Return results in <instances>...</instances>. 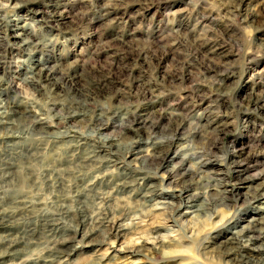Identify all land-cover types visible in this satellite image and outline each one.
<instances>
[{"label": "rangeland", "instance_id": "374dc122", "mask_svg": "<svg viewBox=\"0 0 264 264\" xmlns=\"http://www.w3.org/2000/svg\"><path fill=\"white\" fill-rule=\"evenodd\" d=\"M237 3L238 0H0V63L12 76L11 89L15 87L18 98L32 106L35 117L49 130L36 132V127L30 126L31 115L12 119L15 123L10 126H0V135L14 136L0 140V209H9L14 195L26 194L24 198L33 202L14 219L15 229L23 232L32 228L35 234V238L25 239L18 246L19 257L4 258L5 264H21L22 259L41 256L68 237L82 207L86 212L85 230L104 214L114 216L115 224L133 229L118 236L113 231L108 234V226L96 230L89 238L102 242L97 246L85 243L87 238L75 233V248L62 256H51L47 264H91L94 259V264H231L223 253L226 239L248 225L251 218L264 214V197L257 195L264 191V107L258 109L247 103L252 93L259 94V104L264 106V0H242L241 6ZM17 33L23 35L14 37ZM24 37L29 38V45L40 43V48L36 51L31 47L17 54L14 48L22 47ZM9 47L14 50L10 54ZM46 60L57 69L55 77L66 73L68 78H63L61 85L43 79L39 88H30L24 80L31 76L30 68L41 67L36 62ZM103 77L110 79L111 85L94 88V80ZM132 79H136L135 83ZM147 85L154 88L151 101L141 94ZM2 86L0 100L5 94L11 101L14 92ZM197 88L202 90L198 91L203 96L200 100L198 95L195 97ZM71 89H78L85 99L90 97L85 100L84 115L76 114L68 121L71 110H76L68 107L80 102ZM86 89L93 91L89 95ZM116 91L119 93L114 97ZM156 101L159 109L153 106ZM176 103L180 107L174 111ZM170 111L180 115L167 114ZM133 115L145 120L139 129L143 138L149 135L152 141H164L172 137L165 161L153 157L142 163L144 150L125 153L123 146L133 138L131 128L137 125ZM179 118L185 121L180 123ZM55 132H59V138ZM76 135L86 136V146L72 150ZM103 136H115L119 150H115L116 155L122 159L98 163L99 171L104 173L101 177L96 161L82 160L80 155L94 154L97 144V151L104 154L105 148L101 150L99 146ZM175 153L178 156L172 159ZM251 154L257 157L248 162ZM200 161L204 165L194 173ZM234 161L241 163L237 170L231 168ZM122 162L153 176L152 181L158 184L155 193L141 199L128 187L116 192V172ZM175 162L192 172V176L185 177L192 189L181 193V197L177 196L181 184L173 178L171 167ZM128 171L125 169L130 174ZM3 175L8 179H1ZM160 175L166 178L162 189ZM220 182L233 191L234 196L226 199L227 206L218 204ZM91 190L98 193V199ZM194 192L206 196L212 204L216 202L208 210L210 215L181 204L180 198ZM253 194L258 200H253ZM215 206L218 214L212 212ZM46 220L52 225L43 226ZM154 227H159L158 231L147 232ZM16 239L20 240V235ZM176 239L189 249L181 259L158 249L161 241L168 244ZM141 244L142 251L129 252ZM254 244L264 247V240ZM252 252L263 255L260 250Z\"/></svg>", "mask_w": 264, "mask_h": 264}, {"label": "bare ground", "instance_id": "6f19581e", "mask_svg": "<svg viewBox=\"0 0 264 264\" xmlns=\"http://www.w3.org/2000/svg\"><path fill=\"white\" fill-rule=\"evenodd\" d=\"M233 1V0H232ZM236 2V1H235ZM238 3H239V5L241 6V3H242V0H238ZM237 3V4H238ZM247 4V3H246ZM245 4V5H246ZM238 5V6H239ZM226 7V6H225ZM232 8H233V6H232ZM235 10H237V8L235 9ZM249 14V13H248ZM107 16V15H106ZM247 18L248 19H250L251 18V15H247ZM21 28V30H24L25 31V27H21V26H16V28ZM21 35H23L22 33H17V34H15L14 35V37H20ZM39 44L40 43H35V44H33V45H29V38L28 37H24L23 39H22V43H21V46L22 47H18V49L16 48H14V50H15V52L18 54V52L19 51H21V52H23L24 50H27V49H29V48H31V47H34L35 49H36V51H37V49H39L40 48V46H41V44H40V46H39ZM23 46H24V48H23ZM211 48H213V47H211ZM4 49H5V47H4ZM8 49V48H7ZM9 49L11 50L12 48L11 47H9ZM218 49V48H217ZM10 50H7V52L10 54V53H12V51H14L13 49L10 51ZM213 50V49H212ZM4 51V50H3ZM214 51V50H213ZM5 53V52H4ZM139 54V53H138ZM140 55V54H139ZM138 55V56H139ZM140 57V56H139ZM49 61H47L46 60V62L44 63V62H40V61H37L36 63H39L40 64V66L41 67H39V68H37V66L35 65V68H37V69H35L34 70V67H32V68H30L31 70H29L30 71V73H31V76H27L24 80H25V82L26 83H28L29 84V86H30V88H33V89H36L37 87L39 88V86H40V81L42 82V80L44 79V80H53V81H55V85H61V82H62V79L64 78H68V75H66V73H64L66 76H63L64 74H61L60 72V76L59 77H55V74L57 73V69L54 67V66H52V65H49V63H48ZM57 67V66H56ZM118 68H120V67H117V70L116 71H118V72H120L121 71V68L120 69H118ZM116 71H114V73L116 72ZM122 71H123V68H122ZM129 74H130V71L128 72ZM119 74V73H118ZM120 75V74H119ZM131 75V74H130ZM57 76V75H56ZM70 76V75H69ZM129 76V75H128ZM59 78H60V80H59ZM136 80V79H135ZM135 80H133L132 79V82H134ZM132 82H131V84L130 85H132ZM40 83V84H39ZM94 83H95V85L93 86L94 88H96V89H103V88H107V87H109L110 85H111V81H110V79H108V78H105V77H103V78H99V79H96V80H94ZM135 83V82H134ZM133 83V84H134ZM13 83H12V76L9 74V71H7V69L5 68V66H3L1 63H0V86L1 85H3L2 87H4V89H7V88H9V89H11L12 88V85ZM64 84H65V80H64ZM129 85V86H130ZM133 86V85H132ZM130 88H131V86H130ZM12 90V92H14L13 94V98L11 99V101H8L7 100V98H6V95L4 96H2V100L3 101H1L0 100V103H1V107H0V126H10V125H12V124H14L13 123V121H12V119H15V118H21V117H28V115L30 116H32V118H29L30 120H31V127H33V129H34V127H36V132L38 131V130H41V132L43 131V132H49V130L47 129L48 128V126L45 124V123H43L40 119H37L36 117H35V113L34 112H32V106L31 105H29L28 104V102L27 101H25V100H23L22 98L20 99V98H18V93L16 92L17 90H15V87H13V89H11ZM87 90V89H86ZM86 90H84V92L86 91ZM142 90V91H141ZM140 91H141V94H142V96L143 97H147V99L149 100V101H151V98H154L155 97V95H154V88H152V86L150 87V86H146V87H144V88H142ZM70 91H72V93L74 94V96L75 97H77L75 100H80V102L79 103H77V104H75V105H71V106H69L68 108H70V107H72V109H73V107H74V109H76L75 111H73V110H71V112H73V113H71V114H69L68 116H67V120L69 121V120H71L72 119V117L74 116V115H76V114H80V113H82V111H84V109H85V107L87 106V104H86V101L85 100H87L90 96V93L89 92H91V91H93V90H87V92L89 93V97L88 98H86L85 99V97L86 96H83L82 97V94L81 93H79L80 91L78 90V89H71ZM198 91L199 92H201L202 90H200V88H197V90H196V96L195 97H197V95L198 94H200V93H198ZM204 91V90H203ZM19 92V91H18ZM81 92H82V90H81ZM5 93V92H4ZM92 93V92H91ZM117 93H119L118 91H116L115 93H114V97H115V95L117 94ZM262 94V93H261ZM8 95V94H7ZM137 95H139V94H137ZM203 97V96H202ZM202 97L200 96V95H198V100H200V99H202ZM92 98V97H91ZM260 98H261V95H255V94H251L250 95V97L248 98V100H247V103H248V105L249 106H254V107H257L258 109L259 108H261V107H264V106H262L261 104H259V101H260ZM147 100V101H148ZM154 101V100H153ZM194 101H196V100H194ZM88 103V102H87ZM156 103V104H155ZM193 104V103H192ZM156 105V107H158V109L160 108V103H158L157 101L156 102H153V106H155ZM162 105V104H161ZM89 106V105H88ZM178 106V108L180 107L177 103L176 104H174V108H175V110L174 111H176V107ZM193 105H191V107H192ZM195 106V105H194ZM78 107L80 108V110H78ZM82 108H83V110H82ZM174 108H172V109H174ZM197 108H199V106L197 107ZM196 109V108H195ZM78 110V111H77ZM161 110H163L162 108H161ZM180 110V109H179ZM179 110H177V111H179ZM32 113H34V115L32 114ZM128 113V112H127ZM163 113V112H162ZM83 114V113H82ZM165 114V113H164ZM167 114H171V115H173V116H175V115H180L179 114V112H173V111H170V112H168ZM84 115V114H83ZM100 113L99 114H97V120H98V118L100 117ZM104 115V114H103ZM30 116V117H31ZM80 116V115H79ZM140 115H133V120L135 121V124H137V125H134L132 128H131V130L134 132V136H133V138H131L130 139V141L128 142V143H126V145L125 146H123L125 149H123L124 151H125V153L126 152H130V151H132L133 149H136L135 151L136 152H140L141 150H144V152H145V156L143 157H141V162L143 163V162H146V163H148L149 161H151V159L153 158V157H157V159L160 157V161L162 160H166L167 158H168V156H169V154H170V144H171V142H172V137L170 136V138H168V137H166V139L163 141V140H159V141H152L151 140V136H147V138H143V135H142V133H141V131L139 130L143 125H144V121L145 120H143V119H137L138 117H139ZM110 117V116H109ZM131 117V116H130ZM176 117V116H175ZM179 117V116H178ZM181 117V116H180ZM108 118V117H107ZM174 118V117H173ZM203 119H206L205 117H202ZM101 119V118H100ZM99 119V120H100ZM103 119V118H102ZM175 119V118H174ZM180 119V118H179ZM178 119V121H180V123H182L181 122V120L183 119V118H181L180 120ZM20 120V119H19ZM130 120H131V118H130ZM176 121H177V119H175ZM184 121H185V119H183ZM206 120H208V119H206ZM67 121V122H68ZM209 121V120H208ZM173 122V121H172ZM207 122V121H206ZM100 123V122H99ZM98 123V124H99ZM107 123V122H106ZM106 123H104V124H106ZM176 123V122H175ZM174 123V124H175ZM207 123H211V121H209V122H207ZM224 122H222V124H223ZM101 124H102V122H101ZM101 124H99V126H101ZM222 124H220L219 126L221 127V125ZM225 125V124H224ZM16 126V125H15ZM175 126V129L177 128V126L176 125H174ZM179 126H180V124H179ZM14 127V126H13ZM30 127V128H31ZM3 128V127H2ZM7 128V127H6ZM101 128V127H100ZM152 128V127H151ZM216 128V127H215ZM13 130H14V128H12ZM172 129V128H171ZM7 130H8V128H7ZM10 130V129H9ZM221 130V129H220ZM173 131V130H172ZM171 130L169 131L170 133L172 132ZM1 132V131H0ZM14 132V131H13ZM36 132H33V133H36ZM40 132V133H41ZM174 132V131H173ZM172 132V133H173ZM7 133V132H6ZM40 133H38V134H40ZM50 133H52V132H50ZM2 134H4V133H2ZM43 134V133H42ZM54 134H56V136L58 135L59 136V132H55ZM78 134H80V133H78ZM101 134V133H100ZM48 135H50L49 133H48ZM63 135H65V133L63 134ZM63 135H62V137H63ZM67 135V134H66ZM170 135V134H169ZM168 135V136H169ZM13 135H12V133L11 134H7V135H4V136H2V135H0V140L1 139H3L4 137H9V138H11ZM18 136V135H17ZM50 136H52V135H50ZM57 136V137H58ZM60 136H61V134H60ZM93 136V135H92ZM14 137V136H13ZM53 137H55V136H53ZM72 137H74V136H72ZM76 138H72L73 139V142H72V139H71V147H72V150H73V148H76V150H77V148H78V150H79V148L84 144V142L86 141L85 140V137L83 138L81 135L80 136H78V135H76L75 136ZM15 138H16V136H15ZM59 138V137H58ZM58 138H56V139H58ZM66 138V137H65ZM101 138V141L100 142H102V145H99V146H101V150H103L104 148H105V153L103 154V152H101V153H99V151H97L98 150V148H96V147H98V144L97 145H95V147L93 146V144L91 145V143H90V145L91 146H93L94 147V149L92 150V151H95V153L93 154V152L92 153H88V152H84V154L83 155H80L81 156V159L82 160H91V161H93V162H95V164H96V166H97V169H98V163H100V165L101 164H103V163H105V162H108V161H110V162H112V163H117L119 160V158H121L122 159V157H120V156H117L116 155V152L117 151H119L118 150V140L115 138V136H103V137H100ZM40 139V138H39ZM5 140V139H4ZM8 140V139H7ZM10 140H12V139H10ZM37 140H38V138H37ZM42 140V139H41ZM2 141V140H1ZM13 141V140H12ZM40 141V140H39ZM88 141V140H87ZM91 142V141H90ZM96 142V141H95ZM5 143H7V142H5ZM12 143V142H11ZM16 143V142H15ZM37 143V142H36ZM35 143V144H36ZM39 143H41L42 144V141L41 142H39ZM93 143V142H92ZM106 143V144H105ZM13 145H14V143H12ZM16 144H18V143H16ZM105 144V145H104ZM9 145V144H8ZM19 145V144H18ZM43 145V144H42ZM53 145H54V143H53ZM85 145V144H84ZM87 145H88V143H87ZM142 145H144V147H142ZM7 146V145H6ZM11 146V145H10ZM39 146V145H38ZM37 146V147H38ZM86 146V145H85ZM85 146L83 147L84 148V150H85ZM105 146V147H104ZM106 146H108V147H106ZM14 147H16V146H14ZM43 147V146H42ZM44 147H45V145H44ZM56 147V146H55ZM120 147V146H119ZM9 148V147H8ZM90 148H92V147H90ZM122 148V147H121ZM14 149V148H13ZM16 149V148H15ZM36 149V148H35ZM43 149V148H42ZM52 149V148H51ZM71 149V148H70ZM117 149V151H115ZM120 149V148H119ZM81 150V149H80ZM89 150V149H88ZM120 150H122V149H120ZM31 151V150H30ZM69 151V150H68ZM71 151V150H70ZM87 151V150H86ZM91 151V150H90ZM123 151V152H124ZM76 151H74V153H75ZM2 153V152H1ZM88 153V154H87ZM141 153V152H140ZM68 154V153H67ZM69 154H70V152H69ZM72 154H73V152H72ZM75 154H77V153H75ZM131 154V153H130ZM127 155V154H126ZM75 156V155H74ZM79 156V155H78ZM79 156V157H80ZM176 156H178V154H174L173 156H171V158L172 159H174ZM257 156L255 155V154H251V156H250V158L248 159V162L249 161H251V160H253V159H255ZM68 158H70V157H68ZM118 158V159H117ZM171 158H170V160H171ZM74 159V158H73ZM76 159H77V157H76ZM118 161H117V160ZM155 159V158H154ZM156 159V160H157ZM77 160H79V159H77ZM95 160V161H94ZM148 160V161H147ZM90 161V162H91ZM72 162V161H71ZM87 162V161H86ZM120 162V161H119ZM67 163V162H66ZM69 163H70V161H69ZM88 163V162H87ZM123 164H121L120 165V171L119 172H116V176L119 178V181H117V183L116 184H114V185H116L115 187H116V189H115V191L117 192V191H123L126 187H128V189L130 190V193L132 192L133 193V195L135 194V195H138V197H140L141 199L143 198H147V197H149L150 195H152V194H154L155 193V191H156V189H157V186L156 185H158V184H155V182L154 181H152V177L153 176H148V175H144V173H143V171H141V170H133V169H131L130 167L128 168V167H126L128 164H124V162H122ZM9 164V163H8ZM82 164V163H81ZM106 164V163H105ZM90 165V164H89ZM91 165H93L92 163H91ZM145 165V164H144ZM154 165V164H153ZM180 165V166H179ZM182 164H180V162H178V163H174L171 167H172V172H173V178H175V180L177 181L178 180V182H180V184H181V186H180V188L179 189H177V191L180 193V195L178 194L177 196L178 197H181V193H186V192H188V190H190V189H192V185H191V183L189 182H187L188 180H186L185 179V177H187V176H192L191 174H192V172H190V170H188V169H186V168H184L183 166H181ZM202 165H204V163L202 162V161H200V163L197 165V167L194 169V173L195 172H197V171H199V170H201V166ZM206 165V164H205ZM232 167L231 168H233V170H237L236 168L237 167H239L240 165H241V163L240 162H233L232 164ZM85 167H87L86 165H84ZM96 166H93V167H96ZM107 166V165H106ZM117 166V165H116ZM115 166V167H116ZM129 166V165H128ZM5 167V166H4ZM8 167H11V165L9 164L8 165ZM108 167V166H107ZM117 167H119V166H117ZM116 167V168H117ZM6 168H7V166H6ZM5 168V169H6ZM12 168V167H11ZM102 168H104V167H102ZM115 168V169H116ZM51 169V168H50ZM115 169H113V170H115ZM125 169H127V170H129V171H131L130 172V174H127V172H125ZM14 170V174L16 175V173H15V169H13ZM28 170V169H27ZM54 170H56V168L54 169ZM232 170V169H231ZM12 171V170H11ZM96 171V170H95ZM98 171H99V169H98ZM106 171H108V170H106ZM128 171V172H129ZM133 171V172H132ZM31 172V171H30ZM49 172V171H48ZM100 172V171H99ZM111 172V171H110ZM52 173H53V169H52ZM55 173V172H54ZM57 173V172H56ZM56 173H55V175H56ZM94 173V172H93ZM101 173V177L103 176L102 174H104L102 171L100 172ZM154 174H156V172H153ZM193 173V174H194ZM12 174V173H11ZM95 174V173H94ZM46 175H48V174H46ZM45 175V176H46ZM50 175V174H49ZM54 175V176H55ZM58 175H59V173H58ZM100 175V174H99ZM114 175V174H113ZM174 175H176V177H174ZM3 178H1V179H3L4 180V175L2 176ZM10 177V176H9ZM94 177V176H93ZM96 177V176H95ZM94 177V178H95ZM98 177V176H97ZM101 177L99 176V179L98 180H100L101 179ZM104 177V176H103ZM159 178H160V181H159V187H160V189H162V187H163V185H164V183H163V181H164V179H166L164 176H162V175H160V176H158ZM7 178V177H6ZM6 178H5V180H6ZM8 179V178H7ZM115 179V178H114ZM118 180V179H117ZM92 182V181H91ZM166 182V181H165ZM219 182V181H218ZM96 183V182H95ZM99 183H100V181H99ZM135 183H136V185H135ZM221 183V182H220ZM134 185V186H133ZM218 185V184H217ZM220 185V184H219ZM218 185V186H219ZM89 186V185H88ZM87 186V187H88ZM98 186V185H97ZM96 186V187H97ZM221 187H222V189H221V193L219 192V194H221V197L218 199V204H222V205H224V206H227V205H225L226 203V199L229 197V196H232L233 195V191L232 190H227V189H225V186H224V184L223 183H221V185H220ZM75 187V186H74ZM196 187V186H195ZM91 188V187H90ZM90 188H89V190H90ZM92 188H94V187H92ZM91 188V189H92ZM216 188H217V186H216ZM216 188L214 189L215 190V192H217L216 191ZM95 190H96V188H94ZM128 189H126V190H128ZM78 190V189H77ZM88 190V189H87ZM88 190V191H89ZM95 190H93L94 192H95ZM74 191H75V189H74ZM92 191V190H91ZM92 191V192H93ZM169 191V190H168ZM218 191H220V190H218ZM91 192V193H92ZM93 192V193H94ZM113 192H114V190H113ZM81 194H82V192H80ZM126 193H128V195H129V192H126ZM104 194V193H103ZM102 194V195H103ZM122 194V193H121ZM24 195V194H23ZM26 195V194H25ZM24 195V196H25ZM77 195V194H76ZM84 195H85V193H84ZM88 195V194H87ZM95 195H96V198L97 197H99L98 196V193L96 194V192H95ZM94 195V196H95ZM101 195V196H102ZM120 195V194H119ZM118 195V196H119ZM218 195V194H217ZM257 195H259L260 197L259 198H261V197H264V191H262L260 194L258 193ZM24 196H22V195H20V194H18V195H14L13 197H11L12 199V201H11V203H12V206L8 209V208H2V209H0V264H5L4 262V258H15L16 259V257H19V255H20V249H18V246L19 245H21V243L23 244L24 243V241H25V239H28V238H35V234H34V229H26V230H24L23 232L21 231H18V229H15V224H14V219L22 212V209H27V207H29L30 205H32L31 203L33 202V201H31V200H27V199H25L24 198ZM116 196V195H115ZM171 196H173V193L171 194ZM234 196V195H233ZM30 197V196H29ZM28 197V198H29ZM82 197H83V195H82ZM81 197V198H82ZM111 197V196H110ZM112 197H114V195L112 196ZM137 197V196H136ZM251 197H253V200H258V197L255 195V194H253ZM31 198V197H30ZM35 198V197H34ZM79 198V197H78ZM247 198V197H246ZM36 199V198H35ZM85 199H86V196H85ZM98 199V198H97ZM100 200H101V198H99ZM111 199V198H110ZM115 199H116V197H115ZM181 199V204H183V206H185V207H188V208H193L194 209V211H196V212H198V211H201V212H208V214L210 215V211H208V210H211V207L213 206V205H216V202H215V204H212L211 202H210V200H209V198H207L206 196H204V195H202V194H199V193H188L187 195H185V197H183V198H180ZM201 199V200H200ZM31 201V202H30ZM39 201V200H38ZM101 201H103V200H101ZM136 201H137V199H136ZM147 201V200H146ZM107 202V201H106ZM144 202H145V200H144ZM143 202V203H144ZM37 203V202H36ZM39 203V202H38ZM39 205V204H38ZM36 206V205H35ZM122 206H124L125 207V205H122ZM31 207V206H30ZM34 207V206H33ZM35 208V207H34ZM83 208V207H82ZM82 208H79L81 211L80 212H78L79 213V217H78V223L75 225V226H73V227H71L69 230H67V231H69V233H70V235H68V237H66V238H63L62 240H59V242L57 241V243H55V245H53V246H51L43 255H41V256H36V257H31V258H28V259H22V260H20L19 261V263H21V264H47V261H49V259H51V256H58L59 257V255H61L62 253H67L68 254V252H70V251H68V250H70V249H73V248H75V246L76 245H73L72 244V240H74V238H75V233H80L81 234V236H82V238H87L86 240H85V243H91V242H93L89 237H91V235H92V233H94V232H98V231H96V230H101V229H103V228H105L106 226H108V230H109V233L108 234H111V232L113 231V235H125V232L127 233V231L131 228V229H133V227L132 226H121V225H118V224H115L114 223V220H112L113 218H114V216H113V218H110V216L108 215V216H106V214H104L103 215V217H101L99 220H97V221H93L91 224H90V226L85 230L84 229V225H85V222H86V212H84V209H82ZM126 208V207H125ZM29 209V208H28ZM31 210V209H30ZM29 211V210H28ZM118 211H122V210H119L118 209ZM218 209H216V206L214 207V210L212 211L213 213H215V214H218ZM25 212H27V211H25ZM25 214V213H24ZM76 214V213H75ZM117 214H120V213H118L117 212ZM115 216H117L116 215V213H115ZM120 216V215H119ZM119 216H117V217H119ZM88 217V216H87ZM117 217H115V218H117ZM47 217L45 216L44 217V219L43 220H45ZM98 219V218H97ZM118 219V218H117ZM16 220H17V218H16ZM116 220V219H115ZM249 224L248 225H246V226H242L240 229H236V231H234V232H232L231 233V236L230 237H228L226 240H227V242H226V246H225V249L223 250V253L225 254V256H226V258H227V262H229V263H231V264H264V247H261L260 245H256V244H254V242L257 240H260V242H261V240L263 241L264 240V214L262 213V214H260V216L258 217V218H251L250 220H248L247 221ZM52 225V223L50 222V220H46V221H43V226H47V225ZM55 224L53 223V226H54ZM111 225H113V230L112 229H110V227H111ZM86 226V225H85ZM41 228H43V227H41ZM51 227H49V229H50ZM55 228H59L58 226H56ZM54 228V229H55ZM158 229H159V227H154V228H152L151 229V231H147V232H156V231H158ZM41 230V229H40ZM43 230V229H42ZM41 230V231H42ZM134 230H136V229H134ZM51 231V230H50ZM133 231V230H132ZM14 233H15V235H14ZM44 233V232H43ZM97 234V233H96ZM17 235H20V240L19 239H16V237H17ZM41 236V235H40ZM92 236H94V235H92ZM81 238V239H82ZM91 238H93V237H91ZM106 238L107 239H109L108 238V235L106 236ZM76 239V238H75ZM94 240V239H93ZM112 242V241H111ZM82 244H83V242H81ZM93 243H95V242H93ZM102 242H100V241H96V243H95V245L97 246V245H99V244H101ZM245 243H248V244H245ZM253 245V246H249V245ZM168 246H170L171 248H167ZM143 244H141V245H139L138 247H136V248H134L133 250H130L129 252H138V251H142L143 249ZM255 249V252H257V251H262L263 252V255L262 256H257V254H253V252H252V250L253 249ZM158 249H161V251H162V253H164V254H166V255H170L171 257H173V258H178V259H181L182 257H184V256H186L187 255V253H188V251H189V249H187V248H184L183 246H182V244H181V242L180 241H178L177 239L174 241V242H172V243H168V244H166V243H164L163 241H161L160 242V245L158 246ZM62 256V255H61ZM99 258V257H98ZM102 260V259H101ZM54 262V261H53ZM94 263H97V259H94L92 262H91V264H94ZM9 264V263H8ZM11 264V263H10Z\"/></svg>", "mask_w": 264, "mask_h": 264}]
</instances>
